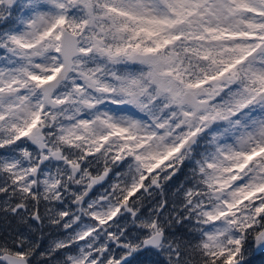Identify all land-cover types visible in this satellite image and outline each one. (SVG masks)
<instances>
[{"label": "snow or ice", "instance_id": "snow-or-ice-1", "mask_svg": "<svg viewBox=\"0 0 264 264\" xmlns=\"http://www.w3.org/2000/svg\"><path fill=\"white\" fill-rule=\"evenodd\" d=\"M258 252L264 0H0V264Z\"/></svg>", "mask_w": 264, "mask_h": 264}, {"label": "trees", "instance_id": "trees-1", "mask_svg": "<svg viewBox=\"0 0 264 264\" xmlns=\"http://www.w3.org/2000/svg\"><path fill=\"white\" fill-rule=\"evenodd\" d=\"M248 264H264V252L251 255L249 257Z\"/></svg>", "mask_w": 264, "mask_h": 264}]
</instances>
